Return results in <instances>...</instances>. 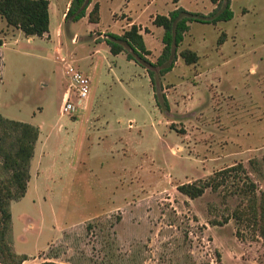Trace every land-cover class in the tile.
<instances>
[{
  "label": "rangeland",
  "instance_id": "1",
  "mask_svg": "<svg viewBox=\"0 0 264 264\" xmlns=\"http://www.w3.org/2000/svg\"><path fill=\"white\" fill-rule=\"evenodd\" d=\"M67 1L50 0L40 38L0 16V116L39 131L26 192L9 201L12 252L22 264H264L259 229L235 218L247 212V185L264 200V0H231L228 22L190 23L177 54L197 62L152 69L154 87L126 47L110 53L108 35L136 25L155 63L154 18L176 8L207 16L211 0H92L76 23L60 20ZM69 68L90 93L61 114L68 90L75 102ZM233 167L196 199L178 191Z\"/></svg>",
  "mask_w": 264,
  "mask_h": 264
},
{
  "label": "trees",
  "instance_id": "2",
  "mask_svg": "<svg viewBox=\"0 0 264 264\" xmlns=\"http://www.w3.org/2000/svg\"><path fill=\"white\" fill-rule=\"evenodd\" d=\"M180 0H172L177 4ZM92 0H70L67 12L64 16L65 22L76 23L87 16V9ZM216 7L205 16L188 12L182 8H176L168 15H157L153 20L155 27L163 30L161 42L163 49L155 63L148 61L146 56L149 51L146 48L140 29L131 25L130 29L122 35L109 34L105 44L109 47L112 55L116 56L124 52L126 47L127 60L135 61L148 68L147 74L151 85L154 87V71L156 69L160 76L172 71L180 56L186 65L197 62L196 53L184 50L177 54L178 47L184 40L189 30L190 23L205 25H216L219 22H228L233 18L230 9L231 0H211ZM98 5L93 6L88 14L91 23H98ZM0 16L7 25L18 28L27 37H42L49 30V3L47 0H0ZM2 43L0 41V47ZM164 106L167 109L166 98L163 97ZM38 129L32 125L10 121L0 116V166L8 174L7 181L0 178V264H22L27 259L14 254L6 241V235L11 215L9 212V201L24 196L29 181V162L33 157L34 145L38 139ZM239 167H233L216 173L214 177L197 184H185L178 187V191L189 199L200 197L208 188L213 190L219 186L218 178L230 172L237 171ZM13 189V191L11 190ZM253 184L247 185L246 191L249 196L246 213H238L240 216H248V222L259 229L260 236L264 239V200L256 205V196ZM55 264V263H42Z\"/></svg>",
  "mask_w": 264,
  "mask_h": 264
},
{
  "label": "built area",
  "instance_id": "3",
  "mask_svg": "<svg viewBox=\"0 0 264 264\" xmlns=\"http://www.w3.org/2000/svg\"><path fill=\"white\" fill-rule=\"evenodd\" d=\"M68 73L74 83L73 88L75 89V102L71 101L69 96L70 91L68 90L63 96V103L60 109L61 114L75 112L78 106L80 107L83 103H86L90 93V82L88 78L78 71H74L72 68H69Z\"/></svg>",
  "mask_w": 264,
  "mask_h": 264
},
{
  "label": "crops",
  "instance_id": "4",
  "mask_svg": "<svg viewBox=\"0 0 264 264\" xmlns=\"http://www.w3.org/2000/svg\"><path fill=\"white\" fill-rule=\"evenodd\" d=\"M47 1H48V3H49V17H50V20H51L52 16H54V13H53V10H52V6H51V4H50V0H47ZM69 4H70V0L67 1V6H66V8H65V11H62V12H61V17H60V20H61V21L64 20V16H65V13H66L67 10H68ZM60 11H61V9H60ZM56 16H57V15H56Z\"/></svg>",
  "mask_w": 264,
  "mask_h": 264
}]
</instances>
